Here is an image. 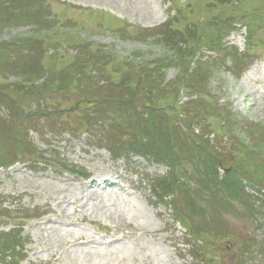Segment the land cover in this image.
<instances>
[{
    "label": "rangeland",
    "instance_id": "374dc122",
    "mask_svg": "<svg viewBox=\"0 0 264 264\" xmlns=\"http://www.w3.org/2000/svg\"><path fill=\"white\" fill-rule=\"evenodd\" d=\"M38 2L42 17L0 27V49L7 47L11 51L6 45L8 40L31 35L43 38L46 56L41 65L58 69L79 54V47L86 46L90 53L111 57L100 66L109 81L117 83L129 75L131 89L136 86V79L143 78L139 68H156L155 59L162 60V69L146 70L161 77L160 81L151 79L157 89L153 90L152 99L157 104L156 113L170 117L167 122L172 118L178 134L173 140L169 134L162 136L163 124L153 122L147 129L155 142L144 135V144L137 146L139 150L146 145L153 149L164 147L167 156L178 153L177 166L182 168V175L172 174L169 167L142 150L138 154L134 153L138 150L127 151L129 139L117 135L119 131L124 133L125 121L118 119L112 108L101 110L97 101L87 107L81 97L71 93L49 95L47 102L41 101L36 109L35 105H24L23 109L29 112L24 132L47 161L28 162L25 156H17L13 148L2 154L6 156H2L6 166H0V203L2 209L7 208L14 215L0 217V231L14 230L12 234L27 241L21 263L234 264L240 243L254 246L252 242H258L255 234L264 235V196L255 197L242 190L237 201H220L210 195L200 199L193 177L216 175L220 181L237 167L229 154L213 173L206 171L209 164L205 159L226 152L228 136L219 134L220 123L212 116L203 117L201 123L189 119L193 114L184 111L193 106L186 104L194 99L197 108L205 106L203 102L209 104V111L218 105L222 112L227 111L240 121L235 140L243 149L249 144L258 147L262 142L257 129L253 130L254 136H247L243 129L246 122L264 129V59L254 61L243 52L247 47L252 56L264 51V0ZM247 22L252 31L249 44ZM174 40L176 46L172 45ZM203 62L210 70L188 78L189 72ZM92 67L85 63L86 70L95 74ZM182 74L194 91L179 85ZM6 77V81L21 84L20 76ZM99 77L102 86V76ZM30 78L37 85L41 82L34 76ZM75 106L87 109L92 121H104L109 126L106 134L94 137L93 132L87 131L89 126L79 127L78 110L71 108ZM180 118L188 120L189 127ZM0 127L7 129L8 124ZM109 132L117 141L107 137ZM186 135L191 137L185 138ZM199 147H206V152ZM256 147L246 151L263 163L264 157L258 154L264 149L259 146V151ZM64 162L71 165L74 174L55 173L56 165ZM86 173L89 177H82ZM254 178L257 181L264 176ZM27 214L29 217L22 219ZM199 229L210 232L201 238L193 233ZM187 233L198 239L193 241Z\"/></svg>",
    "mask_w": 264,
    "mask_h": 264
},
{
    "label": "trees",
    "instance_id": "16d2710c",
    "mask_svg": "<svg viewBox=\"0 0 264 264\" xmlns=\"http://www.w3.org/2000/svg\"><path fill=\"white\" fill-rule=\"evenodd\" d=\"M40 5L41 4L38 0H0V27L18 25L19 23H15L17 21H22L21 23L24 21L32 22L36 16L38 18L42 17L43 11L38 8ZM32 36L34 37V35H31V37H21L20 40H8L6 45L12 48L11 51L9 50L10 52L7 50V47L0 49V78L3 79L2 83H0V108L6 110L5 113H7L4 114L0 109V114L2 113V116L0 115V126L8 124L7 129H2L0 127L2 129L0 130L1 165H6V162H4L2 158V156H6L2 154L6 152L8 153L12 148L17 156H25L26 161L46 163L47 159L43 158L41 152L37 151V148L34 144H32L31 140L27 138L26 133L24 132L25 125L28 124V120H26V118L28 117L29 112H26L23 109V106L29 103L31 106L35 105L36 109L39 107L41 101L43 103L47 102L46 97L49 95L54 94L62 96L64 94L73 93V95L81 97L83 99L81 102H85L87 107L97 101V106H99L101 110L105 109V107H108V109L112 108L115 116L118 119H123V121H125L124 123L127 127L124 133L119 131L117 135H123L129 139L127 151L138 150L136 152H139L142 150L145 154L153 157V159L167 164L172 170V174L177 173L178 176L182 175V168L177 166L178 157H180V155H177L178 153L176 154V152H173L167 156V153L164 152V147L159 149L156 148V150L153 149L152 145H146L145 147H141L142 149L139 150V147L137 146L138 144H144V135L148 136L147 139L149 141L153 140V142H155L154 136L152 137L150 135L149 137V134L151 133L147 129V125L153 122L156 123L159 121L163 124L162 131H164V133H162V136L169 134L170 138L173 140L174 134H178V129L174 126L176 124L174 123L173 125L174 121L171 122L172 118L170 122H167L168 119L170 120V117H164L162 113H156L155 109H157V107L154 106L156 101L152 99L153 90L157 89L155 88L156 83L151 79H157V81H160L158 79L161 77L156 74L151 75L148 72H154L162 69V60L155 59L153 67L156 68H139V71L142 72L143 78L136 79V86H134V89H131V86H128V83L131 81L127 79L129 75L124 76V78L122 77L121 81L117 83L109 81L104 68L101 69L100 66L105 64L104 60L109 62L111 57L106 56L107 58H103V56L98 52L90 53L87 50L88 47L86 46H82V49L79 47V54L77 55L76 53L70 63L63 65L58 69H51L48 67L47 69L46 67H43L41 65V60L46 56V52H43L44 39H36ZM175 42L176 40L172 42L173 46H176ZM10 59H12V61H10ZM16 63L19 66H16ZM85 63H91V65H94V68H92L97 77H95V74H91V69L86 70ZM205 66L206 64L204 62L200 63L192 70V73L189 72L188 78H195L198 74L201 75V73L209 71V67L206 69ZM15 67L23 68L24 71L20 72V70ZM98 74L102 76V86L99 84L100 77ZM193 74L195 75L192 76ZM7 75L20 76L22 78V81H20L21 84L6 81ZM32 76L37 79H41L39 85L30 80L32 79L30 78ZM186 80L187 78L182 74V76L178 78V83L181 82L179 85L194 91L190 84V80L188 81L189 84H187ZM182 82L184 84H182ZM23 83H28V85H23ZM164 86H166V84ZM110 88L111 90H108ZM166 88L168 89L169 86H166ZM107 91H111V95H103L107 93ZM114 92L117 93L114 94ZM94 98L97 99L94 100ZM194 100L195 101L187 102L186 106L190 104H193V106H189L188 109L184 111H187L188 114H193V116L189 119H195L198 122L204 123L203 117L212 116L218 121V123H220L219 134L222 136H228L226 144L228 145L227 150H230V153L226 150V152L222 153V155L218 154L210 159H205V163L209 164L205 166L206 171H211L213 173V169L215 170V167H218L229 154L232 155L231 157L234 159L233 163L237 167V170L225 173L223 180L220 181H218L216 175H213L210 178L197 174L193 177V185L197 189L195 191L200 199L202 200L203 198L204 200L206 195H210L218 198L220 201L224 199L232 201V198L235 199L240 193H245L242 181H245L252 187L263 189L264 191V178L254 181V175L264 176V162H257L258 158L253 157L255 154L248 153L246 151V148L252 151V146L254 145L256 147L257 145L249 144L245 147V149H243V146H240L241 144H239V141L235 140L236 132L240 131V121L235 120L231 113L227 111L222 112L218 105L210 108V112L209 109H206L209 107V104L203 102L205 106H198V108H200L198 109L196 106L194 107V102H197V99ZM71 108H74L75 112L78 110V113H76L78 115L76 116L79 118L76 121L79 127H84V125L89 126L87 131L93 132L94 137H103L106 134L109 126H107L104 121H100L99 123L92 121L89 114L85 112L87 109L83 110L84 107L79 108V106H75ZM179 120L185 121L184 124H186V127H189L187 125L188 120L184 118H180ZM91 122H94V125L91 124ZM243 123L245 122L243 121ZM245 125L247 126L243 129V131L247 134V136H254V129H257V132L261 133L260 140L262 142H260L256 148L259 151V146L264 149V129L247 122ZM128 128L133 130L129 131ZM172 130L174 131L173 133H171ZM137 132H139L138 135H136ZM107 137L114 138L116 140V136L114 134H110V132L107 133ZM189 137L191 136H185V138ZM9 141H11V143H9ZM97 141L102 142L100 139H97ZM199 150L201 152H206V147H199ZM262 153L258 155L264 157V152ZM49 161L53 162L52 160ZM54 162L56 161L54 160ZM56 166V169L61 173L64 171L73 174L75 173L73 172L71 165L67 162ZM251 169L253 171H251ZM251 173L262 174L253 175ZM248 175H250L249 178H247ZM186 216L191 219V215L189 213H187ZM189 227L191 229L194 228V224H191ZM12 232H14V230H10L8 232L2 231V233L0 232V264H20L23 259V255L21 254L23 253L22 239L19 235L12 234ZM207 232H210V230L199 229L195 230L193 233L203 238L204 234H207ZM255 235L258 237V242H252L256 244H254V246H251L252 244L250 243V246L246 247V245L239 242L241 246L240 248L238 247L237 251L239 252H237L234 264H254V262H256L255 264H264V235ZM194 239L197 240L198 238L194 237Z\"/></svg>",
    "mask_w": 264,
    "mask_h": 264
}]
</instances>
